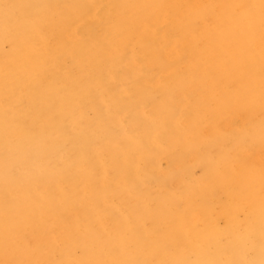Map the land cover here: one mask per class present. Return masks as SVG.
<instances>
[{
  "label": "bare ground",
  "instance_id": "bare-ground-1",
  "mask_svg": "<svg viewBox=\"0 0 264 264\" xmlns=\"http://www.w3.org/2000/svg\"><path fill=\"white\" fill-rule=\"evenodd\" d=\"M30 1L0 0V243L35 210L45 225L16 230L24 264L202 259L216 241L192 211L208 214L239 175L264 181V0ZM60 158V174L82 180L80 209L49 170ZM261 229L216 244L215 257L240 264L252 249L244 264H264Z\"/></svg>",
  "mask_w": 264,
  "mask_h": 264
},
{
  "label": "rangeland",
  "instance_id": "rangeland-1",
  "mask_svg": "<svg viewBox=\"0 0 264 264\" xmlns=\"http://www.w3.org/2000/svg\"><path fill=\"white\" fill-rule=\"evenodd\" d=\"M31 3H34V0H31L29 2L30 6H32ZM209 106L212 109V105L210 104ZM40 110H41V114H44L45 116L48 115L47 114L48 111L45 110L44 108H40ZM39 122H40V123H38V125L40 124L39 128H42L40 130H43L45 126H44V124L42 125V123H43L42 121H39ZM28 124H30V123L28 122ZM95 133L98 134L97 131ZM96 134H93V135L96 136ZM100 136H102V135L99 133L97 135V138ZM21 143H23V140L21 141ZM58 160L62 163H60ZM56 161H58V162H56ZM65 161H68V162H65ZM51 163H53V164H51ZM54 163H56V164H54ZM69 163H70V160H67V159L65 160V158H60V159H57L53 162H50L48 164V166H49V170L52 173L55 172L58 174V177H61V176L64 177L65 175H62L63 170H61V169H62V167L63 168H65L67 166L70 167ZM226 165L227 164H225V166ZM160 166H161V168L163 167L161 165V163H160ZM2 170H4V169L0 168V172H2ZM60 172L62 174H60ZM52 176L56 177L55 174ZM239 176H240V178L238 179L237 182L231 181L225 185L224 193L218 192V194L209 198L208 201H209L210 212H208V214H205L198 207H196L192 211L191 217L197 218L196 221L193 222V227L197 232H203L208 227V229H210L212 234H213L212 237L216 241L215 245L217 244V246L223 247V246L233 242V240H239V238H241V237L248 236V231H249L250 225L253 224V222L259 223L261 225L262 229H261L260 237L257 239V247L259 250L263 251L262 256L264 257V209H262V207H264V206H260V203L262 204L264 202V186H262L264 181L259 176L255 177L253 179H249V180H246V178L243 175H239ZM64 178L66 180H68L73 185V187H74V195L73 196L76 197V201H77V205H78L77 208L80 209L81 201H83L82 203L85 204L86 200H81L79 198V195H80L79 191L77 193V192H75V189L76 188L78 189L82 180H78L77 178H74V176L72 177L70 175H69V177L67 176V178H66V176H65ZM191 178H192V180L199 179V171L196 168V166L191 167ZM258 179H260V182H261L260 187L257 188L254 192H251L253 194L246 193L244 191L245 190L244 188H246V187L250 188L252 182L255 180H258ZM60 180H64V179H60ZM29 186H30L31 190H34L37 187V184L31 183ZM27 189H29V188L27 187ZM236 195H240V198L238 199L237 207L235 209H230L229 216L223 215L222 213L224 211L222 212L221 206H225L227 204H230L227 207V208H229L232 205V203L235 202L234 199H235ZM19 196H23V193L21 192ZM248 196H250L251 200H249ZM254 201H256V204H254ZM195 202L198 203L199 201L195 200ZM14 205H17L16 202L14 203ZM70 206H71V204H68L66 206V207H69L67 209L70 210V212L68 211L67 214L70 218L71 217L73 218V216H75L74 219L77 220L78 218H76V215H75L76 210L71 211ZM34 212H35V214H33V216L36 219L33 218L32 213H31L33 220L32 219L27 220L25 222V225H20V227L16 230H20L23 228L28 229V226H30L31 224L36 223V222L40 223L41 221H42L41 223L44 226L45 225V216L41 213H37V215H36L35 210H34ZM40 215H42V216H40ZM43 226H41V227H43ZM21 227H23V228H21ZM2 229H4V230H0V233H1L0 237L4 236L6 233V232H4L5 228H2ZM25 229H23V232L24 231L26 232ZM35 229L36 228H33L32 230L34 231ZM16 230L9 231L8 234L10 236L8 238V242H4V243H6L5 245L3 243H0V256L6 255L7 257H9V258L5 259V264H7V263L10 264L9 262H11L12 259L14 260V263L12 262L13 264H17V263L18 264H24L25 262H28L30 260L28 255H30L31 252L28 251L27 246L25 245V242H22L24 237H22V234H20V231L17 232ZM50 230L51 231L53 230V231L51 233H49ZM223 232H225L224 235H222ZM56 233H57L56 228H54V227L52 229H51V227L48 228V237L49 238L51 237V239H54V237L56 236ZM51 234H53V235H51ZM42 236H44L43 233H42ZM9 239H11V240L9 241ZM42 240H44V238H42ZM19 242H21V243H19ZM2 244H3V246H2ZM215 245L209 243L208 245L205 246L206 252L204 253V257L202 259L201 258L198 259L194 255H191V254L188 255V254L184 253L182 255L183 256L182 264H189V263L211 264V261L214 258L218 264H227L226 263V257H224L225 254H221V256L215 257ZM69 246H70V248H73L74 243L70 242ZM180 248L183 249L184 246L181 244ZM7 249H8V251H7ZM254 258H255V255L253 254L252 249H244V251L242 252V255H241L240 264L250 262ZM0 260H2V259H0Z\"/></svg>",
  "mask_w": 264,
  "mask_h": 264
}]
</instances>
